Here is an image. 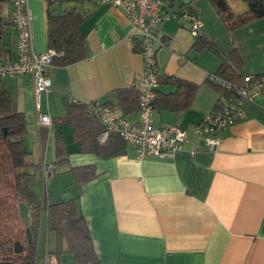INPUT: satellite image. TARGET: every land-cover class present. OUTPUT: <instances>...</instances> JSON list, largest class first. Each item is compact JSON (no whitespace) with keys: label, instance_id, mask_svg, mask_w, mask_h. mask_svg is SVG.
<instances>
[{"label":"crops","instance_id":"obj_1","mask_svg":"<svg viewBox=\"0 0 264 264\" xmlns=\"http://www.w3.org/2000/svg\"><path fill=\"white\" fill-rule=\"evenodd\" d=\"M166 1L172 12L196 9L202 22L199 34L206 38L195 45L196 36L186 22L179 23L174 16L161 21L157 30L161 43L155 52L158 86L153 121L178 125L187 131L188 139L165 157H138L130 142L125 154L104 157L82 150L73 138V127L61 119L65 105L76 101L102 102L117 115L138 119V107L124 111L117 93L118 88L139 83L142 73L135 27L110 3L27 0L36 51L49 48L48 10L61 14L74 7L82 16L79 29L84 35V56L55 64L51 84L38 104L29 75L0 79L13 107L25 117L26 132L21 137L27 152L25 169L36 171L41 178V162L56 159L59 142L66 158L57 165L53 181L58 169L70 173L71 167L84 164L95 168L94 177L81 187L77 208L89 225L99 261L77 262L67 251L66 240L49 233L46 222L42 231L46 210L43 199L36 198L32 190L34 201L40 204V264H264V92L243 102L241 118L219 131L221 140L214 149L206 148L192 128L228 98L227 91L206 80L221 61L209 43L220 52L238 51L242 74L264 73V63L246 61L247 51L240 50L244 39L239 35L245 29L252 32L264 16L229 28L209 0ZM226 1L234 14L248 9L245 0ZM12 10L9 0H0L1 59L16 58ZM233 33L238 34L235 41ZM166 76L196 84L187 105H178L185 101L186 88H178ZM42 111H49L52 125L38 123Z\"/></svg>","mask_w":264,"mask_h":264},{"label":"built area","instance_id":"obj_2","mask_svg":"<svg viewBox=\"0 0 264 264\" xmlns=\"http://www.w3.org/2000/svg\"><path fill=\"white\" fill-rule=\"evenodd\" d=\"M13 5L11 22L16 30L15 59H0V79L8 75H29L34 83V96L39 103L42 92L48 91L51 72L55 66L53 58L62 51L47 48L36 51L32 45L31 16L27 0H9ZM95 3H110L118 6L135 27L138 35L139 53L143 69L139 79L138 110L139 117L132 121L126 116L112 112L109 105L91 101L86 103L87 112L98 119L104 129L99 141H105L110 132H116L135 146L138 157L157 155L165 157L180 149L188 139L187 131L176 124L153 121L154 98L158 86L156 66V47L161 43L157 30L161 21L174 16L179 23L186 22L193 35L199 34L202 26L199 13L193 8H183L176 12L167 10L166 0H93ZM206 80L227 91L228 98L219 108L205 113L193 125L194 133L201 137L204 146L214 149L221 140L219 131L236 122L243 114L242 104L253 100L264 92V73H247L238 81L231 80L216 72H208ZM38 123L52 125L49 111L38 113ZM53 162L42 161L40 173L44 182L43 202L48 197V181Z\"/></svg>","mask_w":264,"mask_h":264},{"label":"trees","instance_id":"obj_3","mask_svg":"<svg viewBox=\"0 0 264 264\" xmlns=\"http://www.w3.org/2000/svg\"><path fill=\"white\" fill-rule=\"evenodd\" d=\"M169 1L172 3L174 0ZM209 1L215 7L219 17L225 21L229 28H234L254 18L264 16V0H245L248 4V9L240 14H234L226 0ZM81 18L80 11L74 7L66 9L61 14H53L50 9L48 10V47L56 51H62L61 55L53 58L54 64L71 63L84 56V35L79 29ZM195 36V45L203 43L204 38L200 34ZM204 41H206V38ZM209 44L221 56V61L215 72L231 80L238 81L244 75L241 73L243 60L239 53L235 50L220 52L213 42ZM1 57L2 52L0 50V59ZM166 79L175 82L178 88H186L185 101L178 105H187L196 88V84L173 76H166ZM138 91L139 83L137 82H133L128 87L117 89L119 103L124 111L138 107ZM156 97L157 88L154 106ZM86 103L79 101L67 103L65 105V114L61 119L62 122L68 123L73 127V138L80 142L81 149L92 151L104 157L125 154L129 142L118 133L110 132L105 141H99L98 136L104 129V126L98 119L87 112ZM0 124L2 128L7 130V137L4 142L10 155L11 163L19 169L18 187L20 190V200L28 199L35 202L31 189L34 171L29 172L25 169L28 164L25 159L27 152L21 144V137L26 132L25 117L21 111L13 107L8 90L2 88L1 85ZM65 158V150L59 142L56 145V159L53 161L54 168L50 172V179L48 181V197L44 199L45 203L43 202V208L46 210V228L49 233L57 234L66 240V249L73 254L77 262L96 263L99 259L89 225L77 208V200L81 194L82 185L95 175L94 166L92 164H84L71 167L69 172L74 183L73 193L67 199L50 200L51 177L56 171L57 165H60ZM39 207V203H36L34 206L36 217H38Z\"/></svg>","mask_w":264,"mask_h":264},{"label":"flooded vegetation","instance_id":"obj_4","mask_svg":"<svg viewBox=\"0 0 264 264\" xmlns=\"http://www.w3.org/2000/svg\"><path fill=\"white\" fill-rule=\"evenodd\" d=\"M7 130L0 124V264H40L39 219L34 214L36 202L28 205V222L20 216L18 167L13 166L5 145Z\"/></svg>","mask_w":264,"mask_h":264},{"label":"rangeland","instance_id":"obj_5","mask_svg":"<svg viewBox=\"0 0 264 264\" xmlns=\"http://www.w3.org/2000/svg\"><path fill=\"white\" fill-rule=\"evenodd\" d=\"M241 25H243V24H241ZM241 25H239V26H241ZM245 31H246V33L244 32V30H242V33H240L239 35H242V37L244 39V41H242V45L240 47V50H243V52L247 51L245 56H244L246 61L248 60L252 64L264 63V21H260V22H257L256 24H254V30L252 32H251V30L249 32L246 29H245ZM237 35L238 34L233 33L232 37L234 38V41L236 40ZM245 59H244V61H245ZM260 66H262V65H260ZM58 170L55 174V177H57L56 178L57 180L55 179V181H53V178L51 180V184H52L51 192H50V196H51L50 200L51 201L56 200L57 198L67 199V198H69V196L74 191V184L72 181L71 174L67 173V172H63L62 169H60L59 171ZM33 173H34V175H33V179L31 182V189L34 192L35 197L38 199H41L42 196L44 197V191H43V189H44L43 183L44 182H42V179L40 178V176L36 177V174H35L36 171H34ZM49 179H50V177H49ZM44 211H45V209H44ZM45 215L46 214L44 212V217L41 221L42 231H44V229H45V222H46Z\"/></svg>","mask_w":264,"mask_h":264},{"label":"water","instance_id":"obj_6","mask_svg":"<svg viewBox=\"0 0 264 264\" xmlns=\"http://www.w3.org/2000/svg\"><path fill=\"white\" fill-rule=\"evenodd\" d=\"M184 1H188V0H184ZM19 210H20V216L21 218L25 221L28 222V205L26 202L21 201L19 203Z\"/></svg>","mask_w":264,"mask_h":264}]
</instances>
